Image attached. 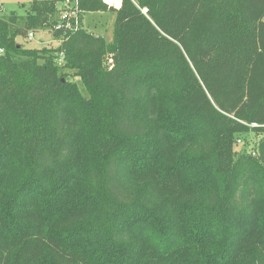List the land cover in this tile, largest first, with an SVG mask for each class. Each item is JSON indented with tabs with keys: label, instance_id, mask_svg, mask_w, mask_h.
I'll return each instance as SVG.
<instances>
[{
	"label": "trees",
	"instance_id": "1",
	"mask_svg": "<svg viewBox=\"0 0 264 264\" xmlns=\"http://www.w3.org/2000/svg\"><path fill=\"white\" fill-rule=\"evenodd\" d=\"M58 1L0 13V264H264V0Z\"/></svg>",
	"mask_w": 264,
	"mask_h": 264
},
{
	"label": "rangeland",
	"instance_id": "2",
	"mask_svg": "<svg viewBox=\"0 0 264 264\" xmlns=\"http://www.w3.org/2000/svg\"><path fill=\"white\" fill-rule=\"evenodd\" d=\"M30 1L31 0H0V13L14 10L16 11L17 15H19L20 17H24L29 12ZM108 1L110 4L116 7L120 4V0ZM56 5L61 9V12H58L55 15L56 17H59L63 13L62 9L63 11H65L64 7H66V5H64L63 0H59ZM86 13H83V15L81 16L82 26L94 35L100 34V36L104 37L106 40H111L114 14L110 11L91 12L89 14ZM14 42L18 45H21L22 47L36 49L37 51H39V53H51L54 56H58L55 59L57 65L61 66L63 64L62 56L59 54L60 51H57V47H59L61 39L54 37L52 33L47 29L32 32L31 39L15 37ZM62 71L66 73L65 76L67 77V79L74 81L77 84L80 92L86 96V87L82 83L79 75H77L76 70L65 68ZM249 138L251 141L254 140L253 136H251L250 134Z\"/></svg>",
	"mask_w": 264,
	"mask_h": 264
},
{
	"label": "built area",
	"instance_id": "3",
	"mask_svg": "<svg viewBox=\"0 0 264 264\" xmlns=\"http://www.w3.org/2000/svg\"><path fill=\"white\" fill-rule=\"evenodd\" d=\"M64 5H66L65 11L62 9V15H73L74 17L76 16V5H78V0H63ZM145 11V9H143ZM28 39L32 38V32H29L27 35Z\"/></svg>",
	"mask_w": 264,
	"mask_h": 264
},
{
	"label": "crops",
	"instance_id": "4",
	"mask_svg": "<svg viewBox=\"0 0 264 264\" xmlns=\"http://www.w3.org/2000/svg\"><path fill=\"white\" fill-rule=\"evenodd\" d=\"M104 1H105L106 3H108V4H110L108 0H104ZM110 5H112V4H110ZM113 6H114V5H113ZM115 7H116V6H115ZM85 13H86V12H85ZM87 13L89 14V13H91V12H87ZM87 13H86V14H87ZM86 14H85V15H86ZM83 18H84V17H83ZM83 21H84V20H83ZM97 35L100 36V34H97Z\"/></svg>",
	"mask_w": 264,
	"mask_h": 264
}]
</instances>
